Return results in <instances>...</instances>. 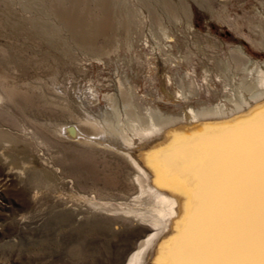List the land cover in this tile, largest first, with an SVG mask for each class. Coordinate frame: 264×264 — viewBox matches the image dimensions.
<instances>
[{
  "label": "rangeland",
  "instance_id": "rangeland-1",
  "mask_svg": "<svg viewBox=\"0 0 264 264\" xmlns=\"http://www.w3.org/2000/svg\"><path fill=\"white\" fill-rule=\"evenodd\" d=\"M103 1L0 0V264H124L144 233L121 211L138 206V186L123 153L92 141L89 122L108 109L125 134L154 115L178 114L184 98L173 83L184 74L197 89L185 100L212 108L248 75L243 64L231 69L234 47L264 61L255 41L264 0H112L107 15ZM61 12L89 31L66 29ZM105 16L109 26L98 32L93 25ZM262 100L260 121L208 116L186 132L170 124L131 149L154 174L169 163L186 192H210L220 217L214 236L238 245L259 243ZM166 236L160 248L183 239Z\"/></svg>",
  "mask_w": 264,
  "mask_h": 264
},
{
  "label": "bare ground",
  "instance_id": "bare-ground-1",
  "mask_svg": "<svg viewBox=\"0 0 264 264\" xmlns=\"http://www.w3.org/2000/svg\"><path fill=\"white\" fill-rule=\"evenodd\" d=\"M114 1L116 2V5L118 7L121 5L120 0H114ZM114 1L104 0L101 3L102 7L105 9L106 15L111 9V3L113 4ZM58 15H60L62 20L65 22L64 26L69 31H72L76 34H80L82 33V31L88 30L87 25H85L84 23L81 24L80 23L81 21L74 20L69 16H65L67 15V12H61V14L58 13ZM93 26L96 27V30L98 32H104L106 28L109 26L108 17L105 16L101 21H98ZM263 36L264 34L261 33L260 36L259 37L257 36V38L255 39L256 43L262 46H264ZM73 37L76 36L73 35ZM78 37L79 35L77 36L76 39H78ZM234 49L236 50L235 51L236 53L231 55V59H232L231 69L238 64H243L244 67L246 68L245 70L248 72V75L246 77H243L235 81L236 88L238 91L236 93H232V96L226 97V99L222 103L215 104L214 107L209 108L205 105H202V101L196 99L195 101L197 105L200 106L195 107L189 104L188 103L189 101H186L185 98L196 96L197 89L193 86L192 82L187 79V75L184 74L181 77L177 78L173 83L175 93L184 98L183 99L184 106H182V110L178 114L174 113L169 116L163 114L164 116H160V117L154 115L152 116L153 120L151 125L147 124L145 126H133V127H131L132 126L131 125L130 127L132 129L127 126L129 130L126 129V131L128 132L125 134H123L121 131V128L123 127H120L119 129V126L117 125V123H115V120L113 121L111 117L112 113L108 109L103 113H100L101 115L98 114L99 116L97 117L94 115L96 118H94L89 122L90 125L92 124V126L96 130V134L93 135L96 137L95 139L93 138V140L91 138V140L94 141V143H97V141L102 144L105 143V145L110 149L123 153V155L127 160V163L133 169L135 176L134 180L138 186V194L134 197L135 198L134 201H136L138 206L134 205L133 207H127L121 209V211L124 212L126 215L128 214L132 215L139 222L144 224L145 225L143 231L144 233L139 237L135 247L131 250V252L127 256L124 264H158L160 262L161 264H172V261L176 257L177 253L180 250L187 248L194 240L206 236V233L208 234V236L215 235V230L217 228L216 225L219 222V218H220L219 209L214 199L215 197L212 196L210 192H209L210 197L206 196L207 194L202 195L198 193L192 195L189 192H186L183 189V186L179 185L176 182V178H175L176 169H174L169 163H165L166 161L161 162V163H165L164 166L162 164L163 173L158 175L154 174L152 170L149 168V164L143 162L144 160L143 161L135 160V157L132 154L131 149L135 146H139V147L140 146L142 147V145L147 146L145 145V143L148 142L149 144H152V141H146V142L144 141L149 137H151L161 127L164 128L166 127V125H170V124H174V125L176 124L177 125V126L175 125L176 127L186 132L189 130H197L200 126L204 124L203 121L208 116H226V117H231L232 119H238L246 115L248 116L255 115V117L258 118V121H260L259 118L260 116H257V114L254 113L259 108L258 107L259 101H261L264 98V61L254 59L251 56H249L245 51L244 47L242 46L238 45L234 47ZM228 67L230 68L229 65ZM202 76L207 77V74L204 73ZM184 87L185 90H182V88ZM122 93L124 95L126 93L131 95V91L129 89H127L126 92H124L123 90ZM109 99L112 100V97ZM112 105L116 106L117 102ZM244 110H249V113L248 114L242 113ZM232 119L229 120L231 121ZM157 123H159L161 126L158 127L157 125H155ZM115 124L116 126H114ZM92 126L90 127L92 128ZM180 129L178 131H180ZM80 132H82V130H80ZM82 134L80 133V135ZM82 139L83 138H81V140ZM230 165H231L230 166L231 169L232 164ZM220 170L225 175L227 167L224 165L223 167H220ZM224 179L225 181H227L228 179H231V177L228 178L225 175ZM179 203H182L184 206V207L180 206V208H182L181 212H178ZM202 216H204V219L207 220V224L205 225L202 224L204 222L203 221L201 223L202 226H200L199 229L197 228L198 226L197 223L200 222V220H202ZM177 232H180L183 238L180 243L166 249L160 248L158 246V242L163 237L169 234H173V233L175 234ZM175 238H173V240Z\"/></svg>",
  "mask_w": 264,
  "mask_h": 264
},
{
  "label": "snow or ice",
  "instance_id": "snow-or-ice-1",
  "mask_svg": "<svg viewBox=\"0 0 264 264\" xmlns=\"http://www.w3.org/2000/svg\"><path fill=\"white\" fill-rule=\"evenodd\" d=\"M255 151L249 148V171L252 173ZM259 243L238 245L225 238L204 236L180 250L172 264H264V121L260 126L258 147Z\"/></svg>",
  "mask_w": 264,
  "mask_h": 264
}]
</instances>
